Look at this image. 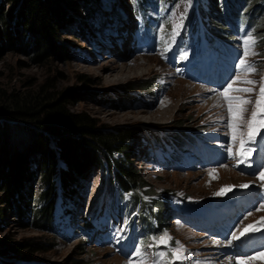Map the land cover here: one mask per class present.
<instances>
[{
	"label": "rangeland",
	"instance_id": "obj_1",
	"mask_svg": "<svg viewBox=\"0 0 264 264\" xmlns=\"http://www.w3.org/2000/svg\"><path fill=\"white\" fill-rule=\"evenodd\" d=\"M71 1L74 3V0ZM103 1L107 4L106 8L100 5L102 0H95L92 3L90 17L85 15L80 5L77 6V19L74 20L73 17L69 27L58 32L59 38L55 42L67 47L69 59L63 60L58 55L50 53L45 58L37 59L31 49L23 46L4 48L1 43L0 91L5 95L20 94L36 91L43 86L48 88L46 93L72 92L73 96L69 98L70 103L67 107L69 111L85 113L96 121L97 126L114 127L141 123L148 128L144 135L153 130L174 128L178 121L181 122L182 127L213 128L215 118L222 112L221 104L215 98L198 94L201 91L198 87L179 79L173 72L176 62L169 60L166 55L164 56L167 60L162 56L172 50L171 42L175 41L177 29L182 26L189 9L197 6L195 1ZM249 3L245 2V5ZM256 3H259V0ZM141 5L143 12L142 8H139ZM4 7L8 8V4L5 3ZM103 8L106 9L107 18H104ZM253 10H260L259 19L255 18V21L263 32L264 6L257 5ZM166 21L167 25H164ZM80 24L86 26L84 37L77 34V25ZM96 24L98 30L94 33ZM162 29L165 32L163 40L166 41L164 46L162 44L157 47V38L162 37L160 34ZM64 31L67 33L63 34ZM258 36L257 45L264 43V40L260 39L263 35ZM135 47H139L142 53H138L140 49ZM261 48H264V44ZM263 72L264 60L258 70L250 74V79H258ZM140 83H148L149 87L123 90L126 85ZM247 87H254L255 91L242 93V96H252L255 100L259 87L256 85ZM122 92L130 96L122 98ZM247 108L248 111L243 116L248 120L253 105L249 104ZM144 135H139L134 141V157L131 160L143 179L152 186L151 194L168 190L178 195L209 200L215 198L219 189L226 186H240L246 182L259 184L255 176L247 178L244 173L227 166L193 172L161 170L154 160L158 149L152 139ZM114 156H118L117 152ZM209 173L213 175L210 176ZM85 176L83 179L77 176L74 180L75 183L79 182L74 192L75 218L70 221L73 223L69 228L60 224L59 229L55 231L37 228L32 225L30 216H27L31 211L32 203L28 205L26 201L31 197L30 199L35 203L40 191L38 176L25 187L28 195L25 191L23 194L25 204L23 216H27L28 220L13 212L9 205L2 201L3 194L0 191V254L5 256L4 260H12L14 264H152V246L154 251L157 250L158 255L155 262L172 264L174 259L170 248H165L169 254L161 248H156L159 238L167 234L168 237L188 248L197 252L200 250V254L205 255L209 262L203 260V263L199 264H222L219 260L222 255L217 257L219 251L216 254V243L205 241L200 234L181 224L178 219L177 221L170 219L171 217H168L165 227L152 231L145 237L143 255L138 256L135 252L134 257L138 260L128 261L130 256H125L122 252L126 242H121L119 239L123 236L138 235V231L134 229V219L129 215V208L133 205L123 204L129 196L120 195L118 190L114 189L113 194L103 196V199L100 197L94 205L96 208L91 209L90 213L88 209L98 194L97 192L95 195L102 179V170L93 166ZM143 198L146 199V196L143 195ZM62 206L57 205L56 221H61L59 218ZM98 206L100 207L97 210ZM122 206L124 209L121 212ZM96 210L97 213L94 215ZM262 210L257 215L264 214V209ZM121 213L122 216L119 215ZM105 215L111 219L113 217V221L117 220L115 233L110 239H103V243L95 244L85 231H88L91 225H95L98 218L102 219ZM249 219H252V216ZM75 224L79 226L73 229ZM98 226H101L100 221ZM122 230H125L126 234H122ZM24 241L39 242L47 250L26 256L28 255L25 254L26 251L14 253L7 248L10 243ZM217 245L224 246L223 243ZM160 254L163 256L161 257ZM261 260L264 264V258Z\"/></svg>",
	"mask_w": 264,
	"mask_h": 264
},
{
	"label": "trees",
	"instance_id": "obj_2",
	"mask_svg": "<svg viewBox=\"0 0 264 264\" xmlns=\"http://www.w3.org/2000/svg\"><path fill=\"white\" fill-rule=\"evenodd\" d=\"M257 1L251 0L250 5ZM94 2L0 0V45L2 43L4 48L23 46L31 49L37 59L45 58L48 53L63 60L69 59L67 47L55 42L59 38L58 32L68 28L73 17L77 19L76 7L79 5L86 16H92L90 10ZM5 3L8 4L6 9ZM83 25H77V34L82 37L86 35V26ZM65 31L63 34L67 33ZM147 87L148 83H140L126 85L123 90ZM47 89L40 86L36 91L9 95L0 91L2 201L13 212L23 216L24 191L28 195L25 187L38 176L40 191L35 203L31 197L26 201L28 205L32 203L27 216L37 228L55 231L56 199L60 197L62 203L74 201L79 182L74 180L77 176L81 179L86 177L85 174L93 166L102 170L98 195L102 189L106 193H113L114 189L122 194L130 190L151 193L152 186L143 179L131 160L134 157V141L148 130L146 125L97 126L96 121L85 113L67 109L72 92L46 93ZM128 96L126 92L121 93L122 98ZM176 125L180 126L181 122ZM116 152L118 156H114ZM145 187L148 188L145 190ZM27 216L23 218L28 220ZM156 216L164 225L161 208ZM7 248L14 253L26 251V256L47 250L43 244L33 241L10 243ZM3 258L5 256L0 254V264H14Z\"/></svg>",
	"mask_w": 264,
	"mask_h": 264
},
{
	"label": "snow or ice",
	"instance_id": "obj_3",
	"mask_svg": "<svg viewBox=\"0 0 264 264\" xmlns=\"http://www.w3.org/2000/svg\"><path fill=\"white\" fill-rule=\"evenodd\" d=\"M260 39L264 40V37H261ZM244 57H247L249 55H256L253 51L257 44V38L248 35L244 41ZM238 67L241 71V73L244 74H252L257 71L255 66H253L251 63H247L245 59H240ZM241 83V84H247V85H256L258 82L253 79H244L241 80L239 76L235 77V79L231 80L219 93L220 97L226 104V111L228 114V118L226 121L227 128L231 132L232 142L233 144L236 143L237 140V133L240 130V123L243 121V114L248 111L247 105L252 104L253 109L251 111L250 118L247 120V136L244 137L243 134H241L240 138V151L236 153L235 155H239L242 159H248L252 152V148L248 147L249 144H255L256 143V137L257 133L260 129L264 128V78L261 79L259 82V90L256 93L255 100H253L252 96H233L230 93L232 92H240V93H253L255 91L254 87H233L234 83ZM261 139H264V136L261 137ZM229 152H231V149H229ZM215 171V170H213ZM210 176L213 175V173H209ZM260 180L264 181V172H261L259 177ZM233 186H226L225 188H222L219 192L216 193V195H222L226 191H231ZM241 188H247L249 185L244 184L240 185ZM264 209V205H261L260 208L257 209V211ZM251 215V213H249ZM264 223V218H261V221H257L256 224ZM256 231L258 230L256 225H248L245 231ZM245 232H241L240 236H243ZM240 237H238L235 233L232 234L231 239L237 240ZM171 238L165 234L164 236L160 237L158 240L159 244H167ZM179 242H177L178 244ZM182 249L176 248L172 251V256L174 259H182ZM138 256H142L143 253L141 250L137 251ZM161 257L163 254H160ZM257 257L255 255L249 257L248 259L254 260ZM155 264V262H154ZM237 264H244L243 261H238Z\"/></svg>",
	"mask_w": 264,
	"mask_h": 264
},
{
	"label": "bare ground",
	"instance_id": "obj_4",
	"mask_svg": "<svg viewBox=\"0 0 264 264\" xmlns=\"http://www.w3.org/2000/svg\"><path fill=\"white\" fill-rule=\"evenodd\" d=\"M142 62H143V60H142ZM137 63V62H136ZM145 63V62H144ZM136 65V64H135ZM134 66V65H133ZM180 85V84H179Z\"/></svg>",
	"mask_w": 264,
	"mask_h": 264
}]
</instances>
